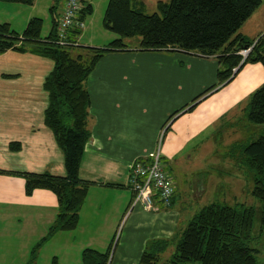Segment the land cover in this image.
I'll use <instances>...</instances> for the list:
<instances>
[{
	"label": "crops",
	"instance_id": "crops-1",
	"mask_svg": "<svg viewBox=\"0 0 264 264\" xmlns=\"http://www.w3.org/2000/svg\"><path fill=\"white\" fill-rule=\"evenodd\" d=\"M62 10L63 6L56 25ZM92 15L77 41L105 47L117 36L103 27V19L100 26L92 22ZM52 28L53 23L50 32ZM263 32L264 26L251 34L240 31L254 40ZM45 60L49 59L31 52L0 55V214L39 240L57 219L58 200L47 190L27 196L25 180L11 173L65 174L64 154L44 122L48 95L43 85L53 68ZM217 71L216 58L184 53L118 52L97 63L87 80L91 138L79 168L80 178L93 186L77 229L57 236L92 249L108 245L123 225L110 264H138L151 242L175 237L182 218L178 185H173L170 208L150 210L140 202L134 205L131 171L138 163H151L159 153L171 173H186L187 164L208 153L214 157L217 150L248 142L247 137L237 138L241 131L236 124L264 83V66L247 64L223 85L218 84ZM14 142L21 146L16 151L10 148ZM186 182L182 193L190 199L198 201L208 191L203 182Z\"/></svg>",
	"mask_w": 264,
	"mask_h": 264
},
{
	"label": "trees",
	"instance_id": "trees-1",
	"mask_svg": "<svg viewBox=\"0 0 264 264\" xmlns=\"http://www.w3.org/2000/svg\"><path fill=\"white\" fill-rule=\"evenodd\" d=\"M54 1L50 9L53 28L47 37L42 36L44 21L40 18L30 19L21 34L10 24L0 25V55L9 51L31 52L53 63L43 85L48 95L44 122L64 154L65 174L11 173L25 180L27 196L36 190H47L58 200L57 219L41 241L48 240L57 232L77 229L82 207L93 186L79 176L85 147L91 138V100L87 80L105 55L143 51L216 58L219 85L229 83L247 64L264 66V34L256 39L254 49L244 62L238 54L255 42L244 37L240 30L261 6L262 0H171L170 4L159 1V13L153 15L144 14L142 6L137 8V2L133 3V0H109L102 25L117 38L102 48L79 45L77 40L82 30L78 28L69 31L66 44H60L55 24L58 0ZM0 2L31 6L35 0ZM82 3L80 20L85 22L92 15L93 6L85 0ZM135 38L140 41L131 46ZM244 111L253 125L264 126V83L252 94ZM250 143L235 146L244 149L245 166L255 175L253 195L262 202L264 233V135ZM20 147L18 142L10 145L12 151ZM170 201L171 207L174 193ZM253 216V210L244 206H206L189 222L171 259L167 261L163 254L174 237L151 242L138 264H257L247 244L253 228ZM113 243L105 252L85 249L82 264H109Z\"/></svg>",
	"mask_w": 264,
	"mask_h": 264
},
{
	"label": "rangeland",
	"instance_id": "rangeland-1",
	"mask_svg": "<svg viewBox=\"0 0 264 264\" xmlns=\"http://www.w3.org/2000/svg\"><path fill=\"white\" fill-rule=\"evenodd\" d=\"M64 1L58 0L57 12L64 6ZM85 1L94 7L92 22L100 26L109 0ZM159 1L167 4L171 2V0H133V3L137 2V8L142 6L144 14L153 15L159 13L157 9ZM54 4V0H35L31 6L0 2V25L10 24L13 30L21 34L30 19L40 18L44 21L42 36L45 37L49 34L53 23L50 9ZM262 26H264V0H262L261 6L247 20L240 31H247L248 34H251L256 32V29L260 30ZM244 36L248 40H254L247 35ZM137 41H140L139 38H135L130 45H136ZM45 61L52 67V61ZM251 126L255 127L254 131L251 130ZM237 127L241 131L237 138L247 137L248 144L264 135V130H262L264 126H256L249 122L245 111L240 113L236 124ZM230 140H228V144L231 142ZM224 141L226 142L225 137ZM243 151V148L233 145L230 148L225 147L217 150L214 157L208 153V155L201 157L194 163L187 164L186 173H175L174 169L171 173L163 165L165 171L170 173L169 176L173 181V185H178L179 187L177 190V205L182 215L176 235L171 240L167 251L163 254L164 259L168 261L175 254L176 246L193 217L204 207L211 204H219L235 208L244 206L253 210V228L247 244L252 249L257 264H264V233L261 224L262 202L253 195L255 175L246 168ZM187 179L188 183L195 180L197 184L203 182L208 187L207 193H204L203 197L198 201L187 197V193H182V188L187 184ZM0 215L4 218V221H0V264H82L83 250L89 247H83L77 241L75 245L68 243L66 240L67 236H57L59 232L53 235L56 238L51 239L50 237L48 240L41 241L42 239L39 240L32 237V233V235H29V229L20 230L21 226L19 223L10 220L9 216L4 213ZM122 229L123 225L118 228L114 237H111L108 245L96 246L92 247V249L98 252H105L112 241H114L113 250L117 247L119 248V238L122 236ZM60 233H65L64 235H66L67 232ZM162 264L165 263L163 262Z\"/></svg>",
	"mask_w": 264,
	"mask_h": 264
},
{
	"label": "built area",
	"instance_id": "built-area-1",
	"mask_svg": "<svg viewBox=\"0 0 264 264\" xmlns=\"http://www.w3.org/2000/svg\"><path fill=\"white\" fill-rule=\"evenodd\" d=\"M83 9L82 0H65L62 13L57 20L59 43L66 44L68 33L73 28L83 30L85 22L80 20ZM257 40L238 54L246 60L254 49ZM129 187L134 193V205L142 203L147 209L170 207V199L174 193L173 181L165 171L159 153L153 156V161L148 164H136L130 175Z\"/></svg>",
	"mask_w": 264,
	"mask_h": 264
}]
</instances>
